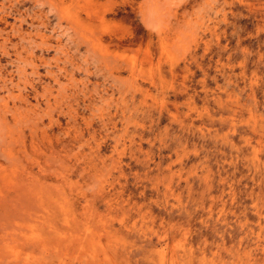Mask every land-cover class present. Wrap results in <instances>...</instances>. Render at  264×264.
Wrapping results in <instances>:
<instances>
[{"label": "rangeland", "instance_id": "rangeland-1", "mask_svg": "<svg viewBox=\"0 0 264 264\" xmlns=\"http://www.w3.org/2000/svg\"><path fill=\"white\" fill-rule=\"evenodd\" d=\"M0 264H264V0H0Z\"/></svg>", "mask_w": 264, "mask_h": 264}]
</instances>
